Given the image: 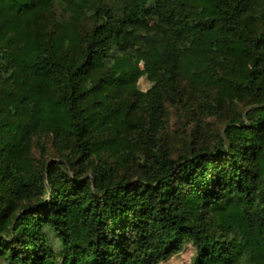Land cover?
Segmentation results:
<instances>
[{
  "label": "trees",
  "instance_id": "1",
  "mask_svg": "<svg viewBox=\"0 0 264 264\" xmlns=\"http://www.w3.org/2000/svg\"><path fill=\"white\" fill-rule=\"evenodd\" d=\"M57 4L72 14L62 31L30 26ZM0 5L16 17L0 13V256L159 264L189 239L187 264H264V0ZM186 86L240 106L216 143L174 155L156 108L183 105ZM129 98L152 109L147 127L115 114ZM133 126L144 158L123 133ZM42 134L58 160L32 157L35 143L44 157ZM102 149L119 164L87 168Z\"/></svg>",
  "mask_w": 264,
  "mask_h": 264
},
{
  "label": "rangeland",
  "instance_id": "2",
  "mask_svg": "<svg viewBox=\"0 0 264 264\" xmlns=\"http://www.w3.org/2000/svg\"><path fill=\"white\" fill-rule=\"evenodd\" d=\"M1 9V5H0ZM3 19L9 21V19L15 21L16 17L12 14L6 13L4 10H0ZM7 14V15H6ZM72 18V14L67 11L63 5H55L54 7H46L43 9L41 16L34 22L30 23V26L46 27L51 29L57 27L60 31L63 30L65 21H69ZM28 22V21H27ZM60 24V25H59ZM89 26V23H87ZM142 67L144 62L141 61ZM152 86V82L144 75L138 80V87L143 91H148ZM158 90H152L150 96L157 94ZM210 94H206L199 90L186 86L184 91V104H173L169 101H162L160 107L156 108L157 127L159 132L156 134L161 138V142L167 146L169 151L174 155L185 153L190 146H210L216 143L225 128V124L231 113V108L237 112L238 103H232L231 99H235V96H230L217 87H213ZM132 98L128 99L126 104H121L120 107L115 108V114L120 116L125 112L128 113L127 118L130 121L140 120L147 127L152 120L153 111L148 105H144L142 101H134ZM127 107H130L127 109ZM127 109V111H126ZM157 113L159 115L157 116ZM155 128V126H154ZM128 141L134 143V149L136 154L140 158H144L147 155V151H143L141 143L139 142L138 128L133 126L128 131L123 132ZM42 142L46 146V152L42 157L40 147L35 143L31 149L32 157L36 159H59L58 148L52 142L50 135L42 134ZM102 156H91V161L88 162L87 168H91L99 161V158H107L110 163L114 165L119 164L116 155H112L109 152H105V149L101 151ZM195 246L193 242L187 239L183 243L182 250L170 258L159 262V264H187L192 261L195 254ZM0 264H11L6 258L0 256Z\"/></svg>",
  "mask_w": 264,
  "mask_h": 264
}]
</instances>
